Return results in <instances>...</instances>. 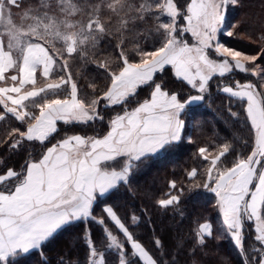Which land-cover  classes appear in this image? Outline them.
<instances>
[{
  "label": "snow or ice",
  "instance_id": "6c2138e0",
  "mask_svg": "<svg viewBox=\"0 0 264 264\" xmlns=\"http://www.w3.org/2000/svg\"><path fill=\"white\" fill-rule=\"evenodd\" d=\"M0 125V264H264V0H0ZM190 128L199 163L142 182Z\"/></svg>",
  "mask_w": 264,
  "mask_h": 264
},
{
  "label": "trees",
  "instance_id": "16d2710c",
  "mask_svg": "<svg viewBox=\"0 0 264 264\" xmlns=\"http://www.w3.org/2000/svg\"><path fill=\"white\" fill-rule=\"evenodd\" d=\"M248 2L253 10L259 9V0H248ZM224 40L228 42L230 46H236L241 50H251L254 47L246 39L224 37ZM78 67V65L72 66L73 70ZM160 78L169 82L171 86L175 88L179 89L184 87V84L176 80L174 74H172L170 71H165ZM246 78L250 79L252 77L237 70L236 75L232 79H239L243 81ZM226 102L227 97L223 94L216 93L215 89L213 88V97L211 99V102H205L196 109L194 113L195 120L205 122L215 121L218 127H222V118H226ZM237 110L238 109L233 108V111ZM206 126L210 127V125ZM60 128L61 136L64 132L80 131L79 128H68L67 126H64L62 122H60ZM3 130V125H0V132H2ZM188 134L193 136L195 143H189L187 140H185L178 148L162 155L156 160L149 161L145 167L144 175L140 177L142 182L154 185L155 188H158L160 190H165L164 185L166 184L167 180L173 178L179 179L183 177L185 169H189L191 166L199 163L198 159L194 157L195 150L196 147L206 139L209 133L202 132L199 128H190ZM210 196L211 193H209V197ZM192 206H195L198 209L202 210L206 215H215L214 210L211 207L210 199L208 200V203H205V200L203 198H198L197 200L189 203V207ZM145 239H148L147 232H145ZM57 243H60V241H58ZM251 243H253V239L252 237H249V239L246 241V247ZM215 248L218 250L219 255L227 257L232 262V264H239L240 256L232 242L222 239L216 242ZM214 260V257L210 258V264H214Z\"/></svg>",
  "mask_w": 264,
  "mask_h": 264
},
{
  "label": "crops",
  "instance_id": "0c3cea01",
  "mask_svg": "<svg viewBox=\"0 0 264 264\" xmlns=\"http://www.w3.org/2000/svg\"><path fill=\"white\" fill-rule=\"evenodd\" d=\"M63 123V122H62Z\"/></svg>",
  "mask_w": 264,
  "mask_h": 264
}]
</instances>
